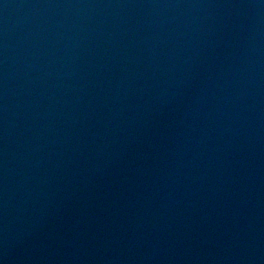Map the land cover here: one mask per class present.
I'll list each match as a JSON object with an SVG mask.
<instances>
[{
	"label": "water",
	"instance_id": "obj_1",
	"mask_svg": "<svg viewBox=\"0 0 264 264\" xmlns=\"http://www.w3.org/2000/svg\"><path fill=\"white\" fill-rule=\"evenodd\" d=\"M0 264H264V0H0Z\"/></svg>",
	"mask_w": 264,
	"mask_h": 264
}]
</instances>
